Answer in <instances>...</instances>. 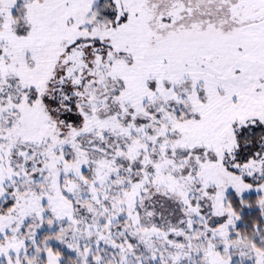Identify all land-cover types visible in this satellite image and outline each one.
Wrapping results in <instances>:
<instances>
[{"label":"snow or ice","instance_id":"snow-or-ice-1","mask_svg":"<svg viewBox=\"0 0 264 264\" xmlns=\"http://www.w3.org/2000/svg\"><path fill=\"white\" fill-rule=\"evenodd\" d=\"M0 264H264V0H0Z\"/></svg>","mask_w":264,"mask_h":264}]
</instances>
